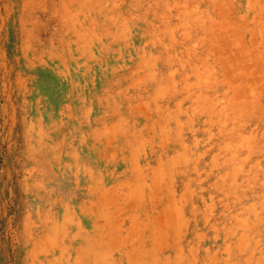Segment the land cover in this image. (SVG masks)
Listing matches in <instances>:
<instances>
[{
    "label": "rangeland",
    "instance_id": "1",
    "mask_svg": "<svg viewBox=\"0 0 264 264\" xmlns=\"http://www.w3.org/2000/svg\"><path fill=\"white\" fill-rule=\"evenodd\" d=\"M0 264H264V0H0Z\"/></svg>",
    "mask_w": 264,
    "mask_h": 264
}]
</instances>
